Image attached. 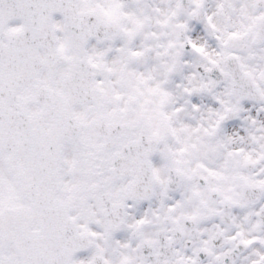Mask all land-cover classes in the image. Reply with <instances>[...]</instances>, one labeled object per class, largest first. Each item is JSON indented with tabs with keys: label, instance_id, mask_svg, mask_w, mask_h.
Returning a JSON list of instances; mask_svg holds the SVG:
<instances>
[{
	"label": "snow or ice",
	"instance_id": "6c2138e0",
	"mask_svg": "<svg viewBox=\"0 0 264 264\" xmlns=\"http://www.w3.org/2000/svg\"><path fill=\"white\" fill-rule=\"evenodd\" d=\"M0 264H264V0H0Z\"/></svg>",
	"mask_w": 264,
	"mask_h": 264
}]
</instances>
